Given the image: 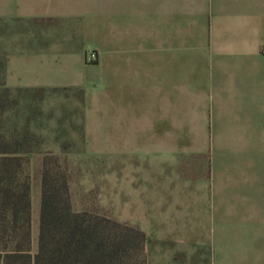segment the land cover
<instances>
[{
    "label": "crops",
    "instance_id": "0c3cea01",
    "mask_svg": "<svg viewBox=\"0 0 264 264\" xmlns=\"http://www.w3.org/2000/svg\"><path fill=\"white\" fill-rule=\"evenodd\" d=\"M2 24L8 77L36 86L51 74L73 83V61L84 67L73 47L100 32L102 108L119 130L105 141L152 145L154 166L189 144L264 150V0H0ZM213 256L240 264L236 251ZM252 256L264 264V249Z\"/></svg>",
    "mask_w": 264,
    "mask_h": 264
},
{
    "label": "rangeland",
    "instance_id": "374dc122",
    "mask_svg": "<svg viewBox=\"0 0 264 264\" xmlns=\"http://www.w3.org/2000/svg\"><path fill=\"white\" fill-rule=\"evenodd\" d=\"M7 28L0 25V129L25 138L32 153L26 172L34 236L40 159L48 155L59 158L68 176L72 210L145 234V264L155 256L165 261L166 254L170 264H212L218 246L248 264L262 252L264 145L260 151L254 144H189L184 146L191 154L179 150L154 166L152 145L105 141L119 130L108 133L102 108L100 32L84 33L78 42L84 47H73V59L84 58L83 71L73 61V83L51 74L36 86L37 81L8 77ZM91 54L95 59L88 62Z\"/></svg>",
    "mask_w": 264,
    "mask_h": 264
},
{
    "label": "trees",
    "instance_id": "16d2710c",
    "mask_svg": "<svg viewBox=\"0 0 264 264\" xmlns=\"http://www.w3.org/2000/svg\"><path fill=\"white\" fill-rule=\"evenodd\" d=\"M24 141L0 129V264H145L141 230L72 210L68 176L55 156L40 159L34 236L26 172L32 153Z\"/></svg>",
    "mask_w": 264,
    "mask_h": 264
},
{
    "label": "built area",
    "instance_id": "2783aa9c",
    "mask_svg": "<svg viewBox=\"0 0 264 264\" xmlns=\"http://www.w3.org/2000/svg\"><path fill=\"white\" fill-rule=\"evenodd\" d=\"M95 59V55L94 54H91V55H89V57L87 58V61L88 62H91V61H93Z\"/></svg>",
    "mask_w": 264,
    "mask_h": 264
}]
</instances>
